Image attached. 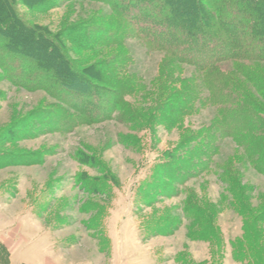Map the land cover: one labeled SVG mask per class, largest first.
<instances>
[{
	"label": "rangeland",
	"instance_id": "rangeland-1",
	"mask_svg": "<svg viewBox=\"0 0 264 264\" xmlns=\"http://www.w3.org/2000/svg\"><path fill=\"white\" fill-rule=\"evenodd\" d=\"M18 10L52 34L115 21L92 0ZM69 52L92 79L126 74L133 120L44 129L40 110L65 104L6 79L0 65V251H50L81 264H264V172L220 133L198 71L136 38ZM225 67L264 110V60ZM186 148L207 149L210 166L192 172L202 163L189 152L192 168L180 167L174 156Z\"/></svg>",
	"mask_w": 264,
	"mask_h": 264
},
{
	"label": "trees",
	"instance_id": "trees-1",
	"mask_svg": "<svg viewBox=\"0 0 264 264\" xmlns=\"http://www.w3.org/2000/svg\"><path fill=\"white\" fill-rule=\"evenodd\" d=\"M92 1L110 6L115 21L105 26H71L52 34L28 24L18 4L44 12L61 0H0L3 77L31 91L44 90L65 104L40 110L44 129L73 130L116 114L122 122L133 120L126 100L131 91L126 74L120 77L109 70L110 76L99 79L101 84L87 72L78 71L69 49L93 52L98 45L123 47L126 40L136 38L150 50L164 52L198 71L201 91L205 89L209 102L219 108L220 133L233 137L249 162L264 172V110L225 67V63H236L242 69L248 62L264 60V0ZM124 56L131 58L129 52ZM121 70L126 71L122 66L118 72ZM244 72L247 78L253 77L248 70ZM203 147L211 148L210 141ZM207 151L186 148L185 155L175 154L174 161L181 167L186 160L188 171L192 168L186 158L190 152L202 163L198 169H190L198 173L212 162ZM7 160L1 164L11 163ZM178 177L168 178L177 181ZM156 183L150 182L148 188L157 189Z\"/></svg>",
	"mask_w": 264,
	"mask_h": 264
},
{
	"label": "crops",
	"instance_id": "crops-1",
	"mask_svg": "<svg viewBox=\"0 0 264 264\" xmlns=\"http://www.w3.org/2000/svg\"><path fill=\"white\" fill-rule=\"evenodd\" d=\"M54 256L50 251H0V264H81L79 258L68 262L64 255Z\"/></svg>",
	"mask_w": 264,
	"mask_h": 264
}]
</instances>
